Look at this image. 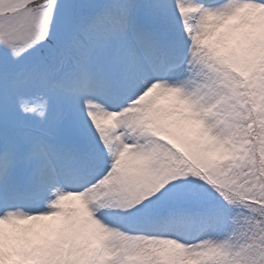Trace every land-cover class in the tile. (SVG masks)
Segmentation results:
<instances>
[{
  "label": "rangeland",
  "instance_id": "rangeland-1",
  "mask_svg": "<svg viewBox=\"0 0 264 264\" xmlns=\"http://www.w3.org/2000/svg\"><path fill=\"white\" fill-rule=\"evenodd\" d=\"M42 1L37 0L34 11L27 5L18 15L17 6L29 0H0L1 64L11 65L20 52H28L29 44L57 30L63 14L71 17L98 8L99 17L90 29L120 54L122 63L116 73L105 70L106 80L101 74L92 76L89 69L82 76L71 74L75 83H84L70 94L56 87L68 85L63 76H43L41 93L66 108L53 127L59 137L25 128L34 118L35 106L45 100L18 105L6 122L1 137L9 142L0 139V148L40 142L35 152L41 156L24 184L15 179L16 169L0 179V264H41L37 258L41 252H51L54 264H81L82 259L89 260L86 255L99 252L94 264H264V208L248 202H240L239 208L250 214L217 215L211 229L194 242L183 237L188 230L183 216L176 217L181 223L179 238L129 229L136 227L134 221L144 222L159 210L149 190L169 192L167 198L187 202L185 195L193 193L192 185L207 171L215 179L220 169L212 155L222 158L228 147L235 146V134L244 133L248 121L255 120L253 111H258L255 128L264 133V69L249 80V72L258 67L255 59L264 67V0H120L104 8L99 7L103 0H54L49 9L39 11ZM146 14L167 31L178 30L168 39L184 50L181 66L164 79L154 77L151 58H143L154 40L144 24ZM97 84L100 93L106 92L104 88L109 95L122 93L115 105L107 96L97 97ZM245 100L256 107L245 110ZM9 107L6 103L0 113L8 114ZM167 138L183 145L190 156L178 157ZM244 141L248 140H240ZM262 152L250 155L242 148L236 159L243 163L234 169L238 180L228 181L229 186L218 192L225 205L232 206L243 196L264 200ZM18 157L9 150L8 161L16 164ZM108 158L98 176L78 177L80 182L90 179L82 188L64 187L60 166L68 174L67 165L102 170L101 163ZM228 170L227 166L219 173ZM124 208L135 210L125 213Z\"/></svg>",
  "mask_w": 264,
  "mask_h": 264
},
{
  "label": "trees",
  "instance_id": "trees-1",
  "mask_svg": "<svg viewBox=\"0 0 264 264\" xmlns=\"http://www.w3.org/2000/svg\"><path fill=\"white\" fill-rule=\"evenodd\" d=\"M29 7L30 8L37 7V0L30 1ZM65 18H66V24L67 25H69L71 22H72V24L74 23V20L71 17H69L68 15ZM70 28L71 27H68L66 30H64V32L68 34L70 32L69 31ZM101 47H103V46H101ZM39 55H41V54H39ZM36 57L37 56H32V55L24 56L21 58L20 63L24 64L25 66L36 67L39 65L38 62L35 61ZM219 169L221 171V170L225 169V166H219ZM224 173H225L224 177H227L228 174L226 172H224ZM207 191L209 193H211L213 191V188L207 186ZM209 193L203 194V197L206 199L209 195H211ZM206 212L209 213L210 211L208 212V210H206ZM192 218H194L195 221H204L206 219V218H204V215H200L199 213H194L192 215ZM200 224H202V223H200Z\"/></svg>",
  "mask_w": 264,
  "mask_h": 264
},
{
  "label": "bare ground",
  "instance_id": "bare-ground-1",
  "mask_svg": "<svg viewBox=\"0 0 264 264\" xmlns=\"http://www.w3.org/2000/svg\"><path fill=\"white\" fill-rule=\"evenodd\" d=\"M84 173H88L87 167H83V165H79V166H76L72 171H70V176L71 177H74L75 176L76 178H77V176L78 177H82ZM68 179H69V177L64 178V180H68ZM137 224L135 226H137Z\"/></svg>",
  "mask_w": 264,
  "mask_h": 264
}]
</instances>
